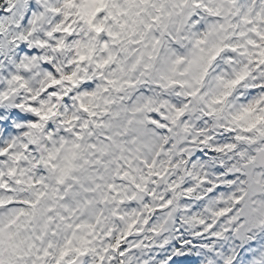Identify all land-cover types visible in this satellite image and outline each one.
<instances>
[{
    "label": "clouds",
    "instance_id": "9594fccd",
    "mask_svg": "<svg viewBox=\"0 0 264 264\" xmlns=\"http://www.w3.org/2000/svg\"><path fill=\"white\" fill-rule=\"evenodd\" d=\"M0 264H264V0H0Z\"/></svg>",
    "mask_w": 264,
    "mask_h": 264
}]
</instances>
